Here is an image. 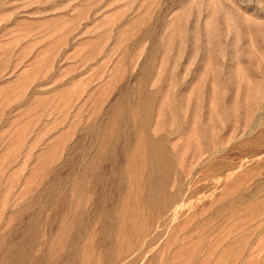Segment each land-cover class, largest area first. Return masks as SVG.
I'll return each instance as SVG.
<instances>
[{
    "label": "rangeland",
    "instance_id": "rangeland-1",
    "mask_svg": "<svg viewBox=\"0 0 264 264\" xmlns=\"http://www.w3.org/2000/svg\"><path fill=\"white\" fill-rule=\"evenodd\" d=\"M0 264H264V0H0Z\"/></svg>",
    "mask_w": 264,
    "mask_h": 264
}]
</instances>
